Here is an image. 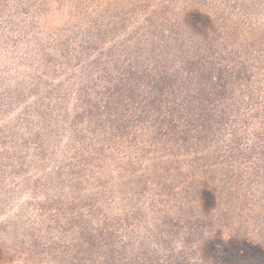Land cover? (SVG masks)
I'll use <instances>...</instances> for the list:
<instances>
[{
	"label": "trees",
	"instance_id": "16d2710c",
	"mask_svg": "<svg viewBox=\"0 0 264 264\" xmlns=\"http://www.w3.org/2000/svg\"><path fill=\"white\" fill-rule=\"evenodd\" d=\"M0 252L264 264V0H0Z\"/></svg>",
	"mask_w": 264,
	"mask_h": 264
},
{
	"label": "rangeland",
	"instance_id": "374dc122",
	"mask_svg": "<svg viewBox=\"0 0 264 264\" xmlns=\"http://www.w3.org/2000/svg\"><path fill=\"white\" fill-rule=\"evenodd\" d=\"M242 260L245 261L244 262L245 264L247 263L253 264L252 261H254L255 263L257 259H255L254 255H248L247 257H242ZM19 261L20 259L17 253L11 252V253H8V255H6L0 252V264H18Z\"/></svg>",
	"mask_w": 264,
	"mask_h": 264
}]
</instances>
